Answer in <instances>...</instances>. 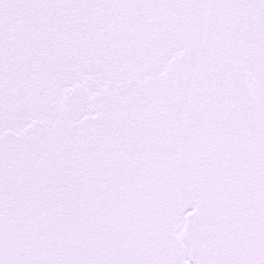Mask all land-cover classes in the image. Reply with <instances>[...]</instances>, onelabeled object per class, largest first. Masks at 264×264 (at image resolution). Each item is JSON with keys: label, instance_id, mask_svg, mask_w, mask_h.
<instances>
[{"label": "snow or ice", "instance_id": "snow-or-ice-1", "mask_svg": "<svg viewBox=\"0 0 264 264\" xmlns=\"http://www.w3.org/2000/svg\"><path fill=\"white\" fill-rule=\"evenodd\" d=\"M0 264H264V0H0Z\"/></svg>", "mask_w": 264, "mask_h": 264}]
</instances>
